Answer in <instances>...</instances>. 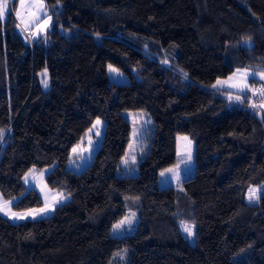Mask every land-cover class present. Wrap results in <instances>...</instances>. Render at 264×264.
<instances>
[{
    "label": "trees",
    "instance_id": "trees-1",
    "mask_svg": "<svg viewBox=\"0 0 264 264\" xmlns=\"http://www.w3.org/2000/svg\"><path fill=\"white\" fill-rule=\"evenodd\" d=\"M44 5L50 25L35 39L10 13L0 20V196L14 210L39 206L22 177L50 166L45 184L68 199L43 218L0 215V264H264V195L245 199L264 186V112L248 94L230 102L212 88L234 70L264 72V0ZM106 64L127 81L109 82ZM121 110L150 118L135 175L119 173L130 130ZM96 118L98 147L80 171L66 168ZM175 134L194 151L181 191L157 186ZM129 210L133 229L110 235ZM178 221L193 225V244Z\"/></svg>",
    "mask_w": 264,
    "mask_h": 264
},
{
    "label": "rangeland",
    "instance_id": "rangeland-1",
    "mask_svg": "<svg viewBox=\"0 0 264 264\" xmlns=\"http://www.w3.org/2000/svg\"><path fill=\"white\" fill-rule=\"evenodd\" d=\"M29 3H32V0H26L25 8L23 9V20H24L23 23L15 15L16 10L20 8V0H14V3L12 6L10 5L11 4V0H10L9 9H10V14L14 18V20L16 21L17 25L18 24L20 25L19 29L24 34H26V36L29 35L32 39H35L39 35H41L47 31V29L49 28V25H50V21L47 22L48 23L47 28H44L43 24H41L39 28H37L35 26V24H32L31 23L32 16L30 15L31 10L28 9V7H27V4H29ZM44 11H46L45 8H44ZM4 19H2V20H4ZM34 33H35V38H33ZM109 65L110 64H106V66H105V73H106V77H107L109 82L124 83L127 81L126 76L121 71L117 70L121 75H116V73L110 72L109 71ZM113 68H115V67H113ZM234 73L236 74L235 76L233 75ZM241 73H247V75H248V79L246 81V83L248 84V88L245 89L244 93H238L237 88H228L226 86L221 87L218 85L216 87V89H219L226 94L232 93L233 95H236V94L241 95V94L246 93L256 100V102H255L256 105H259L260 103L257 102L258 99H256V98H257V96H260L259 95V89H261V87H264V79H261V77H260V74L264 73L262 71H257V70H253V69L234 70L231 74H229L226 77L215 79V81L213 82L212 85L216 84L217 80H220V81H228L229 83H232V84H240V86H243V83L241 82ZM253 74H255L254 80H253ZM41 75H42V73H41ZM229 77H233V79L231 81H229L228 80ZM43 88H45V87L43 86ZM249 89L255 90L257 92V95L254 96L252 91H250ZM261 111L264 112V109H262ZM121 115L129 122L130 130H129V141H128L127 146L123 152L122 157L119 160V173H121L123 175H135L137 173L136 163L143 155V152L141 150L142 144H143V131H144V128L148 124H150V123H146V121H149L150 118L146 113L141 112L139 110H121ZM96 120H97V118L94 119L91 126L83 134V136H82L83 140L81 138L80 141L77 143V144H80V147L82 149H84V151H80L78 149L77 152L74 153L72 151V149L77 144L70 149V153H69L70 158L68 159V161L66 163V168L71 169L73 171H80L89 162L92 152L99 145V142L101 139V134H102V125H103L102 123L99 126V131L101 133L99 136L96 135L95 129L92 132H88V130L90 128H93V125L95 124ZM134 128L139 130V134H138L137 138H133V129ZM89 137H91V141H92L91 145L89 144V139H88ZM183 137H187V136L185 134H175L174 160L171 164L165 166L164 168H162L158 171L157 186L159 188L172 187L176 191H181V180L186 178V177H189L193 172V167H194L193 143L188 137H187V140L182 139ZM178 138H181V139H178ZM189 141L191 142L190 144L188 143ZM130 144L132 145V147H130ZM178 150L181 153L179 156L177 154ZM189 150L191 152V160L187 163H180V161L186 159ZM126 153L128 154L127 157H126ZM133 155L136 157L135 163H133L132 159H131V157ZM81 157H83V158L81 159ZM123 159H127V165L122 163ZM178 164H179V167L177 168ZM49 169H50V166L42 167V168H38V169H30L27 172H25V174L22 177V182H23V185L25 186V189H29V188L34 189L36 194L41 199V204L39 206L29 208V209L44 208L45 203H46L45 198L47 197L48 209L46 211H44L43 213L36 215L35 219L43 218V217L50 215L55 206L65 202L68 199V196L66 194L62 193V191L52 190L45 184L44 174ZM166 169H174L178 173V178L173 179L172 173H166V175L164 177H162L161 172H164ZM41 174H43V175H41ZM26 179H27V183L25 182ZM251 188L258 190L257 187H251ZM249 189L246 192L245 199L249 203H254L255 201L254 202L249 201V198H248ZM3 200H9V201H12V203H13L15 198H9V199L3 198ZM10 207H11V205H10ZM29 209L14 210L11 207L12 212L20 213V214H23L24 212H26ZM132 212L133 211H130V210L127 211L125 213V215L123 216V218ZM0 215L7 218L10 222H13V223L24 221V220H34L32 215H28L23 219H16L15 217L10 218L9 215H5L3 212H0ZM123 218L116 221L115 223H113L110 226L109 231H108L110 235H113V226L115 224H117L119 221H121ZM135 222H136V217L133 220L131 226H129L127 224L123 225L121 228V232L127 233V232L131 231L133 229V225ZM182 223L191 226L192 231H193V225L189 224L187 222L178 221V227H179L182 235L184 236L185 241L189 244H193L194 237L193 236L189 237L188 234L183 231ZM113 236H119V234L113 235ZM120 264H122L121 261H120Z\"/></svg>",
    "mask_w": 264,
    "mask_h": 264
},
{
    "label": "snow or ice",
    "instance_id": "snow-or-ice-1",
    "mask_svg": "<svg viewBox=\"0 0 264 264\" xmlns=\"http://www.w3.org/2000/svg\"><path fill=\"white\" fill-rule=\"evenodd\" d=\"M9 3L10 0H0V20L4 19L6 17V15H8L10 13V9H9ZM25 4H26V0H20V8L16 10L15 15L17 16L18 19L21 20V22L23 23V9L25 8ZM28 9H30V15L32 16V24H35V26L37 28L40 27L41 24H43L44 28L48 27V23L49 21H51V16L48 15V13L46 11H44L45 5H44V0H32V3L27 4ZM17 27H20V25L18 24ZM33 38H35V33L33 34ZM251 38H246L245 39V43H248V41ZM162 63H167L166 60L162 61ZM109 71L112 73H116V75H121L117 69L113 68L111 65H109ZM185 76H187V73H184ZM234 76L236 75L235 73L233 74ZM43 79L41 80V83L43 84V86L45 88L48 87V83H47V72L45 71L44 73H42ZM255 74H253V80H254ZM261 79H264V73L260 74ZM233 79V77H229L228 80L231 81ZM248 79V75L247 73H241V82L243 83V86H240V84H232L229 83L228 81H220L217 80L216 84L212 85L213 88H216L218 85L221 87H228V88H237L238 93H244L245 89L248 88V84L246 83ZM250 91H252L253 95H257V92L253 89H249ZM259 95L262 98V102L259 104V107L264 109V87H261V89H259ZM227 98L228 100L231 102L233 100L239 102V103H244L248 100L247 94L245 93L243 95V97L239 94L233 95L232 93H228L227 94ZM252 107L255 108L257 107V105L255 103L252 104ZM101 121L99 119L96 120L95 124L93 125V128H90L88 130V132H92L94 129L96 131V135L99 136L101 133L99 131V126L101 125ZM146 123H150L149 121H146ZM139 134V130L134 128L133 129V138H137ZM3 136V131L0 130V137ZM89 139V144H92L91 141V137L88 138ZM181 139V138H178ZM182 139L187 140V137H183ZM83 140V137H82ZM189 144L191 143L190 141L188 142ZM130 147H132V145L130 144ZM80 151H84V149H82L80 147V144H77L72 151L74 153L77 152V150ZM178 156L181 154L180 151L178 150ZM127 153H126V157H127ZM83 157H81L82 159ZM132 162L135 163L136 162V157L133 155L131 157ZM191 160V152L190 150L188 151L187 157L185 160L180 161V163H187ZM122 163H124L125 165H127V159H123ZM179 167V164L177 165V168ZM166 173H172L173 179L178 178V173L174 170V169H166L164 172H161V176L164 177L166 175ZM43 175V174H41ZM27 183V179L25 181ZM264 195V186H262L261 190L259 191L258 194V190L257 189H249V201L250 202H258V200L260 199V196ZM46 199V203L44 208H40V209H29L26 212H24L23 214L20 213H15L11 211V207L10 205L12 204V201L9 200H3V197H0V212H3L5 215H9L10 218L15 217L16 219H23L28 215H32L33 219H35L36 215L43 213L44 211H46L48 209V204H47V197ZM136 214L134 212L130 213L129 215H126L121 221H119L117 224H115L113 226V235H123V233L121 232V228L123 225L127 224L129 226L132 225L133 220L135 219ZM182 229L184 232H186L188 234L189 237L193 236V231L191 226L187 225V224H183L182 223ZM116 255H120L119 253H117ZM120 259H123V256H120Z\"/></svg>",
    "mask_w": 264,
    "mask_h": 264
},
{
    "label": "crops",
    "instance_id": "crops-1",
    "mask_svg": "<svg viewBox=\"0 0 264 264\" xmlns=\"http://www.w3.org/2000/svg\"><path fill=\"white\" fill-rule=\"evenodd\" d=\"M216 89V88H215ZM262 109V108H261Z\"/></svg>",
    "mask_w": 264,
    "mask_h": 264
}]
</instances>
